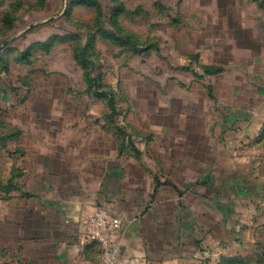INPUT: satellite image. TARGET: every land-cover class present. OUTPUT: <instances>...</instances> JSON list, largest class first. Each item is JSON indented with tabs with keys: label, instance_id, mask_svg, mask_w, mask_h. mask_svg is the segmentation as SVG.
Returning <instances> with one entry per match:
<instances>
[{
	"label": "rangeland",
	"instance_id": "1",
	"mask_svg": "<svg viewBox=\"0 0 264 264\" xmlns=\"http://www.w3.org/2000/svg\"><path fill=\"white\" fill-rule=\"evenodd\" d=\"M263 32L264 0H0V264H27L23 193L71 152L156 185L145 264H264V117L236 111Z\"/></svg>",
	"mask_w": 264,
	"mask_h": 264
},
{
	"label": "crops",
	"instance_id": "2",
	"mask_svg": "<svg viewBox=\"0 0 264 264\" xmlns=\"http://www.w3.org/2000/svg\"><path fill=\"white\" fill-rule=\"evenodd\" d=\"M263 33H252L255 41L251 46L245 47L248 53L244 51L242 66L238 65L252 80L253 104L250 108L246 105V109L242 111L237 105L236 111L243 115L251 112L257 120L264 117ZM242 94V90L235 92L236 97ZM67 142L69 144L70 141ZM112 156L116 159L114 153ZM62 159L64 168L58 171V182L52 183V176L57 175V172L37 170L33 172L34 177L38 180L43 178L39 188L35 183L31 186L32 194L23 193L26 199L24 205H33L30 214L34 212L35 215L33 221L31 219L27 222H30L28 232L31 234H28L27 240L32 243L28 248L29 260L26 263L52 264V260H55L56 264H90L95 260L99 245H92L94 243L88 241L85 224L99 206H104L121 220V227L114 233V238L123 246V260L127 264H136V261L145 264V251L142 249V245L145 249L144 233L137 230L139 222L142 221L138 211L143 209L146 215L153 205H163L160 196L152 201L153 195L158 192L156 185L152 186L144 179L145 175L142 177V173L135 172L136 175H133L127 168H114L112 171L103 172L98 178L85 176L83 155L71 152L63 154ZM88 159L89 162L101 164L105 163L106 155L99 152L90 155ZM210 174L211 172L207 177ZM126 186L131 187L124 188ZM122 189H127L129 195L121 196ZM39 215L42 218H38ZM137 234L140 235L139 238ZM84 258H87V262Z\"/></svg>",
	"mask_w": 264,
	"mask_h": 264
},
{
	"label": "built area",
	"instance_id": "3",
	"mask_svg": "<svg viewBox=\"0 0 264 264\" xmlns=\"http://www.w3.org/2000/svg\"><path fill=\"white\" fill-rule=\"evenodd\" d=\"M87 239L98 244L104 264H122L123 246L114 238V233L121 227V220L112 211L99 207L85 224Z\"/></svg>",
	"mask_w": 264,
	"mask_h": 264
},
{
	"label": "trees",
	"instance_id": "4",
	"mask_svg": "<svg viewBox=\"0 0 264 264\" xmlns=\"http://www.w3.org/2000/svg\"><path fill=\"white\" fill-rule=\"evenodd\" d=\"M207 70H208V71H212V69H211L210 67H209V68H207ZM216 71H218V70H216Z\"/></svg>",
	"mask_w": 264,
	"mask_h": 264
}]
</instances>
